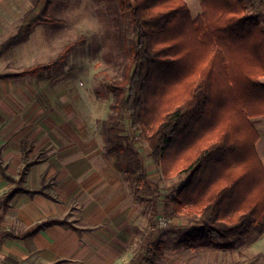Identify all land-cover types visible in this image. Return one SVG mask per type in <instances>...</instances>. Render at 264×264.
I'll list each match as a JSON object with an SVG mask.
<instances>
[{
	"label": "trees",
	"instance_id": "16d2710c",
	"mask_svg": "<svg viewBox=\"0 0 264 264\" xmlns=\"http://www.w3.org/2000/svg\"><path fill=\"white\" fill-rule=\"evenodd\" d=\"M54 1L32 0L16 31L0 43V56L28 40L35 24L55 21L48 15ZM199 3L201 12L192 17L184 0H118L135 37L130 38L123 78L106 81L100 89L114 97L113 112L106 119V152L116 155L132 197L146 205L149 214L152 235L141 264H152L164 252L181 246L232 247L220 241L248 236L264 217V164L256 149L259 133L252 123L264 117V23L248 13L244 0ZM77 44H66L46 64L0 78L50 70L63 63ZM123 115L128 134L121 133L118 123ZM138 136L158 165L161 179L180 180L175 193L163 200L170 206L169 218L159 214L161 191L148 178L134 146ZM33 148V142L23 137L17 178L0 164L2 177L16 185L12 194H46L42 187L23 185L28 168L47 158L45 151L33 153ZM145 191L153 195L145 197ZM160 217L186 219L172 248L154 235L158 228H166L158 227Z\"/></svg>",
	"mask_w": 264,
	"mask_h": 264
},
{
	"label": "rangeland",
	"instance_id": "374dc122",
	"mask_svg": "<svg viewBox=\"0 0 264 264\" xmlns=\"http://www.w3.org/2000/svg\"><path fill=\"white\" fill-rule=\"evenodd\" d=\"M27 1H31L32 4V0ZM184 1L192 17L201 12L199 0ZM244 1L248 13L255 15L259 21L264 23V3H261V0ZM48 15L55 18V21L35 24L28 45L21 48L22 53L18 54L19 50H16L15 54L11 53L6 60H0V75L20 71L26 66L46 64L54 60L66 44L74 41H78V44L71 49L63 63L57 64L50 70L15 80L0 78V89L13 88L15 90L17 85L25 86L33 88L35 98H38L34 101V105H37L36 109L16 111L14 108L17 100L16 94L12 95L14 99L11 101L7 95L3 97V109H0V123L2 124H0V164L8 173L17 167L18 158L13 157L12 153L18 147V142L11 141L10 135L17 129L15 124L18 118L27 121L28 125L24 133L33 142L34 149L38 148V150L49 148V143L39 140L41 138L36 139V136H41V131L35 132V137L32 138L29 125L34 122L35 124H51L54 120H62L65 121L63 122L65 129H70L68 126L71 122H75L76 127L79 128V133L76 134L81 141L79 139L75 141L68 136L67 134H71L72 131L66 130V134L62 132L66 137L60 139L62 147L68 151H80L83 155L81 163L84 165L98 169L105 167L107 175L121 182L124 189L128 191L130 201L134 202L135 199L132 197L129 184L124 179L116 155H108L106 152L108 142L105 138V131L109 129L106 119L113 112L111 103L114 97L113 94L100 89L102 83L113 79L119 80L124 76L129 61V46L135 37L130 30L132 26L129 18L120 13L118 0H55L49 7ZM131 37L133 38L130 39ZM21 55H26V57L22 61L17 60L16 57H21ZM28 92L30 97L34 96L30 90ZM127 122L126 115L119 116L118 123L123 134L129 133ZM252 123L259 135L258 129L262 133L260 144H258L261 154L257 153L264 164V117L252 119ZM56 128L62 130L59 125ZM52 129L55 130V128ZM4 131L5 135L1 136ZM15 134L17 132L13 135ZM54 134H56L55 131H52V135ZM3 137H10V139L4 141ZM133 143L142 155L148 178L161 191V200L158 204L159 214L169 218L167 214L170 206H165L163 200L175 193L180 180L176 177L162 180L159 167L154 163L142 137H136ZM83 152L90 153L83 154ZM9 184L12 183L2 177L0 195L8 190ZM143 194L145 197L153 195L152 192L146 191ZM137 205L139 215L135 216L136 219L132 226L135 227V237L138 238V246L141 249L150 240L152 233L149 229L147 206L138 202ZM170 220V226L158 228L154 235L172 248L177 240L175 233L185 228L186 219L176 217ZM220 242H227L232 247L219 249L199 246L193 252L179 247L178 251H174L173 254L164 252V255L167 254L164 264H176V258L180 259L181 264H264V217L248 236L229 237ZM138 252L140 257L141 251ZM164 255L162 257H165ZM161 258H155L152 264H160ZM167 258H172V261ZM141 263L142 261L139 264Z\"/></svg>",
	"mask_w": 264,
	"mask_h": 264
},
{
	"label": "crops",
	"instance_id": "0c3cea01",
	"mask_svg": "<svg viewBox=\"0 0 264 264\" xmlns=\"http://www.w3.org/2000/svg\"><path fill=\"white\" fill-rule=\"evenodd\" d=\"M31 5V1L27 0H0V43L16 31L21 17ZM32 33L33 31L28 40L1 55L0 60H6L16 50H19L18 54L22 53L21 48L28 45ZM25 57L26 55H21L16 59L22 61ZM27 67L30 66L25 68ZM29 90L34 96L30 97ZM33 90L18 85L15 90L0 89V109H3V97L7 95L11 101L14 99L13 94L19 100L15 103L16 111L36 109L34 101L38 98H35ZM63 122L65 121L54 120L52 125L34 122L28 126L32 138L35 137V132H42L36 139L41 138L39 140L49 143V148L39 149L46 152L47 158L28 168L23 185L29 189L42 187L46 194L19 191L12 194L16 189V185L12 183L0 195V264H139L146 245L139 249L135 227L132 226L135 216L139 215L137 201H130L127 189L113 176H108L105 167L98 169L84 165L81 163L83 155L80 151H68L62 147L60 139L66 137L62 133L66 130L72 131L68 136L75 141L80 140L76 134L79 133V128L75 122L68 126L70 129H65ZM15 125L17 129L12 133L17 134L10 135L11 139L3 137V140L18 142V147L12 153L13 157L18 158L17 167L14 171L7 172L17 178L22 165V138L27 136V139H31L24 133L28 125L26 120L18 118ZM58 125L62 130L56 128ZM258 130L260 135L256 149L261 154L258 144L262 133ZM52 131L56 134L52 135ZM3 134L5 135V131L1 136ZM36 151L38 148H33V153ZM87 153L90 152H83ZM48 220L53 222L41 224ZM39 224L38 228L30 231L31 227ZM198 248L180 247L190 252ZM138 251H141L140 257ZM174 251H178V248L165 253L173 254ZM163 255L164 253L160 258ZM164 256L160 264L165 263L167 254ZM167 259L172 261V258ZM175 261L176 264H181L179 258Z\"/></svg>",
	"mask_w": 264,
	"mask_h": 264
},
{
	"label": "built area",
	"instance_id": "2783aa9c",
	"mask_svg": "<svg viewBox=\"0 0 264 264\" xmlns=\"http://www.w3.org/2000/svg\"><path fill=\"white\" fill-rule=\"evenodd\" d=\"M170 224L169 220H166L162 217L158 218V227H167Z\"/></svg>",
	"mask_w": 264,
	"mask_h": 264
}]
</instances>
